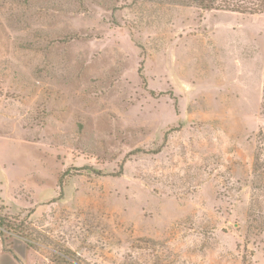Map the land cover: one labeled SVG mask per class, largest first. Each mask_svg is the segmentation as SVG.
Here are the masks:
<instances>
[{"label":"rangeland","instance_id":"obj_1","mask_svg":"<svg viewBox=\"0 0 264 264\" xmlns=\"http://www.w3.org/2000/svg\"><path fill=\"white\" fill-rule=\"evenodd\" d=\"M262 129L264 12L0 0V264H264Z\"/></svg>","mask_w":264,"mask_h":264},{"label":"trees","instance_id":"obj_2","mask_svg":"<svg viewBox=\"0 0 264 264\" xmlns=\"http://www.w3.org/2000/svg\"><path fill=\"white\" fill-rule=\"evenodd\" d=\"M186 5H196L206 10H229L240 13H263L264 0H175ZM259 145L256 148L253 170L251 173V203L249 205V218L251 230H256L258 234L264 233V129L258 135ZM23 223L16 224L6 215L0 214V235L14 234L22 231ZM23 232L19 236H23ZM28 236V234L26 235ZM157 243V241L149 240ZM67 262V258L63 257Z\"/></svg>","mask_w":264,"mask_h":264}]
</instances>
